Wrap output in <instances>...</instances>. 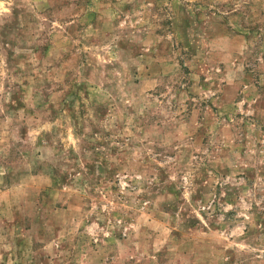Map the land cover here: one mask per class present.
<instances>
[{"label": "rangeland", "instance_id": "obj_1", "mask_svg": "<svg viewBox=\"0 0 264 264\" xmlns=\"http://www.w3.org/2000/svg\"><path fill=\"white\" fill-rule=\"evenodd\" d=\"M0 264H264V0H0Z\"/></svg>", "mask_w": 264, "mask_h": 264}]
</instances>
